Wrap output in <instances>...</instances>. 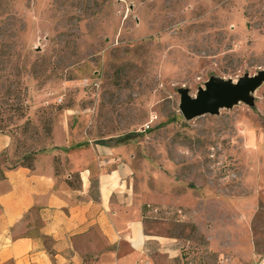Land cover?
<instances>
[{"label": "rangeland", "instance_id": "rangeland-1", "mask_svg": "<svg viewBox=\"0 0 264 264\" xmlns=\"http://www.w3.org/2000/svg\"><path fill=\"white\" fill-rule=\"evenodd\" d=\"M263 71L264 0H0L10 163L54 151L61 174L59 150L140 134L122 158L185 264H264V82L251 103L180 111L184 88Z\"/></svg>", "mask_w": 264, "mask_h": 264}, {"label": "crops", "instance_id": "crops-1", "mask_svg": "<svg viewBox=\"0 0 264 264\" xmlns=\"http://www.w3.org/2000/svg\"><path fill=\"white\" fill-rule=\"evenodd\" d=\"M125 144L59 150V174L54 151L11 164L14 138L0 133V264H185L181 238L144 216Z\"/></svg>", "mask_w": 264, "mask_h": 264}, {"label": "water", "instance_id": "water-1", "mask_svg": "<svg viewBox=\"0 0 264 264\" xmlns=\"http://www.w3.org/2000/svg\"><path fill=\"white\" fill-rule=\"evenodd\" d=\"M264 82V71L257 76H245L239 81L212 78L206 89L201 88L197 96L192 97L188 89H182L180 111L187 120L205 114H218L220 109L232 107L239 102L251 103V94Z\"/></svg>", "mask_w": 264, "mask_h": 264}, {"label": "trees", "instance_id": "trees-1", "mask_svg": "<svg viewBox=\"0 0 264 264\" xmlns=\"http://www.w3.org/2000/svg\"><path fill=\"white\" fill-rule=\"evenodd\" d=\"M140 136V134L138 133H128V134H125V136H121L117 139H113V138H110V140H98L96 143H99V144H110L111 142H115L116 144H125V143H128L129 141L131 140H135L136 138H138ZM21 164H24L23 162H20ZM24 165H27L29 167H33L29 164H24Z\"/></svg>", "mask_w": 264, "mask_h": 264}]
</instances>
